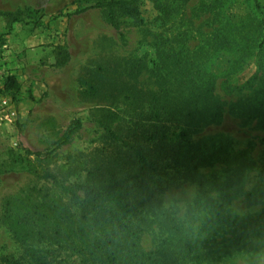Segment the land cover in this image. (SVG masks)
<instances>
[{
	"label": "rangeland",
	"instance_id": "1",
	"mask_svg": "<svg viewBox=\"0 0 264 264\" xmlns=\"http://www.w3.org/2000/svg\"><path fill=\"white\" fill-rule=\"evenodd\" d=\"M98 1L0 0V262L84 264L85 243L108 235L109 226L82 204L85 194L77 188L120 184L112 178L127 171L123 140L154 152L165 189L138 181L137 210L157 219L143 235L146 250L160 244L153 229L168 218L187 222L202 208L228 213L236 229L216 244L213 264H264V65L257 62L264 51L239 65L233 64L236 53H218L205 65L216 77L212 86L181 95L175 79L187 67L175 62L176 44L170 49L180 37L178 23L170 19L163 26L160 19L172 0H142L140 19L118 12V30L103 9L53 20ZM208 1L188 0L185 7L202 34L226 21L209 26V19L219 18L218 10L205 11ZM247 11L245 5L233 9ZM15 17L22 22L13 23ZM9 77L18 85L11 91L5 87ZM166 101L177 117L161 147L155 111ZM95 109L119 118L111 125L121 141L105 136L97 124L102 112ZM76 121L81 129L54 151ZM183 131L187 138L179 135ZM172 173L167 189L162 179ZM113 185L108 194L124 189Z\"/></svg>",
	"mask_w": 264,
	"mask_h": 264
},
{
	"label": "trees",
	"instance_id": "2",
	"mask_svg": "<svg viewBox=\"0 0 264 264\" xmlns=\"http://www.w3.org/2000/svg\"><path fill=\"white\" fill-rule=\"evenodd\" d=\"M142 0H103L84 8H79L73 13H59L53 20L81 14L91 9H103L108 14L109 24L116 30L119 28L117 21L118 12L131 17L140 19V2ZM173 5L160 10V19L165 26L167 21L178 23L180 37L174 39L170 49L178 48L175 62L180 66H186L176 75V92L184 95V89L191 93H204L212 86L216 77L209 74L205 68L206 64L211 63L218 53L227 51L236 53L237 59L234 65L249 63L258 58L264 51V6L260 0H209L208 5H204L207 12L217 11L218 18L213 17L208 20L210 27L224 18L225 24L216 27V32L202 34L194 27L192 18L186 15V5L188 0H172ZM168 3H171L169 0ZM177 3V4H176ZM176 4V5H175ZM237 5L247 6L245 13H233ZM231 10V15L223 17ZM195 18H198V16ZM13 23L22 22L15 17ZM142 23L143 20H142ZM173 27V26H172ZM176 27V28H175ZM175 29L177 25H174ZM192 30H195L192 32ZM220 31L222 32L220 34ZM174 33V32H173ZM199 34V37H195ZM197 39L199 43L195 47L190 46V42ZM187 48V49H186ZM174 62V63H175ZM258 62L259 68L264 65V58ZM17 81L14 77L6 80V90L15 89ZM191 107L192 104L188 103ZM102 112L97 124L103 129L105 136L112 141H121L112 129V123L119 118L109 110L95 109L93 113ZM155 120L161 138L158 142L161 147L167 146L166 142L170 129L176 119L174 111L169 102L161 104L160 109L156 110ZM189 114H192L191 112ZM95 116V115H94ZM181 118H185L180 113ZM82 123L76 121L68 128L62 138L54 144V151L67 145L74 135L81 129ZM186 131L179 134L182 138L189 135ZM126 165L125 175H117L112 181L120 184L107 182L100 183L96 188L88 185L78 187L84 191L82 204L94 208L102 219L106 220L109 226V234L101 235L100 238L88 241L80 253L83 255L84 264H213L212 251L219 244V241L226 237L229 230L235 232V224L232 225L231 215L221 213V211L206 212L200 208L192 217L187 218V222H177L175 218L169 219L167 223L153 229L154 235L158 237L160 244L154 250H146L142 245L143 235L153 228L156 217L153 214L145 213L142 209L137 210L138 204V181H144L152 189L164 193L165 189L160 185L157 177L160 175L159 165L154 152L145 149L137 143H126ZM37 158L44 157L47 153H28ZM113 169H109L112 175ZM134 175H133V173ZM114 175V174H113ZM46 178L51 179L55 184L56 178L47 173ZM166 179H162L168 189L170 183L175 181V174H166ZM123 184L122 192L114 195L111 192L112 185ZM120 190V189H119ZM71 198L80 200L76 192L68 190ZM206 199V197H203ZM225 214V215H224ZM195 219V220H194ZM194 221H200L199 226H193ZM231 235L233 233H230ZM233 236V235H232ZM84 240H88L85 238ZM233 240V239H232ZM92 242V243H89ZM0 264H20L18 262H0Z\"/></svg>",
	"mask_w": 264,
	"mask_h": 264
},
{
	"label": "built area",
	"instance_id": "3",
	"mask_svg": "<svg viewBox=\"0 0 264 264\" xmlns=\"http://www.w3.org/2000/svg\"><path fill=\"white\" fill-rule=\"evenodd\" d=\"M5 105H7V102H4Z\"/></svg>",
	"mask_w": 264,
	"mask_h": 264
}]
</instances>
